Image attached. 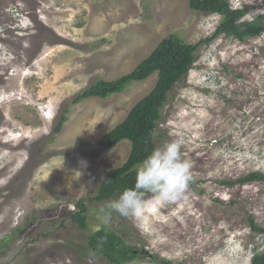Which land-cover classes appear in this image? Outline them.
I'll use <instances>...</instances> for the list:
<instances>
[{
    "label": "rangeland",
    "instance_id": "obj_1",
    "mask_svg": "<svg viewBox=\"0 0 264 264\" xmlns=\"http://www.w3.org/2000/svg\"><path fill=\"white\" fill-rule=\"evenodd\" d=\"M243 19L264 15V0H228ZM188 0H0V264H109L86 248L102 225L141 254L129 264H250L264 253V182L226 186L264 173V32L239 41L217 34L196 50L193 67L169 91L152 131L155 147L183 138L192 162L186 199L145 196L141 218L113 213L94 196L105 173L127 158L130 142L101 138L155 85L157 74L106 98L75 96L114 80L166 35L195 43L220 23ZM67 119L59 132L54 128ZM82 162H85L82 164ZM87 207V226L70 219ZM148 252V254H145Z\"/></svg>",
    "mask_w": 264,
    "mask_h": 264
},
{
    "label": "trees",
    "instance_id": "obj_2",
    "mask_svg": "<svg viewBox=\"0 0 264 264\" xmlns=\"http://www.w3.org/2000/svg\"><path fill=\"white\" fill-rule=\"evenodd\" d=\"M191 9L218 13L220 23L215 31L195 43L182 40L176 33L163 37L150 53L141 59L134 68L114 80H97L89 87L79 92L73 103L89 97L106 98L123 91L133 82L145 80L156 72L157 79L153 88L129 110L125 119L105 134L99 144L111 147L123 139L130 142V151L126 160L119 166L109 169L98 183L95 200L103 201L118 196L125 188H132L135 183V167L154 148L155 139L152 131L159 118L160 109L164 105L169 91L193 67L197 57L195 52L203 43L208 42L217 34L244 41L264 32V15L259 14L250 20L243 19L246 10L231 8L228 0H188ZM67 117L62 116L54 128V133L61 130ZM264 182V173L253 171L236 179L222 180L226 186L244 185L246 183ZM150 194V193H149ZM146 194V195H149ZM145 195V196H146ZM87 207L83 201L76 203L75 212L70 219L81 228H86ZM250 229L257 234H264V226L250 220ZM87 250L94 256L109 264H129L132 259L141 254V249L129 244L117 231L106 225L91 232L86 241ZM152 261L167 264L169 261L153 257ZM250 264H264V253L252 255Z\"/></svg>",
    "mask_w": 264,
    "mask_h": 264
},
{
    "label": "clouds",
    "instance_id": "obj_3",
    "mask_svg": "<svg viewBox=\"0 0 264 264\" xmlns=\"http://www.w3.org/2000/svg\"><path fill=\"white\" fill-rule=\"evenodd\" d=\"M183 145V138L178 137L155 147L136 165L134 186L125 188L117 198L99 208L101 222L107 224L113 213L124 218H141L146 207L145 195L149 193L160 204L186 199L193 179V164L184 158Z\"/></svg>",
    "mask_w": 264,
    "mask_h": 264
},
{
    "label": "water",
    "instance_id": "obj_4",
    "mask_svg": "<svg viewBox=\"0 0 264 264\" xmlns=\"http://www.w3.org/2000/svg\"><path fill=\"white\" fill-rule=\"evenodd\" d=\"M145 254H148V252H145Z\"/></svg>",
    "mask_w": 264,
    "mask_h": 264
},
{
    "label": "flooded vegetation",
    "instance_id": "obj_5",
    "mask_svg": "<svg viewBox=\"0 0 264 264\" xmlns=\"http://www.w3.org/2000/svg\"><path fill=\"white\" fill-rule=\"evenodd\" d=\"M142 253V252H141Z\"/></svg>",
    "mask_w": 264,
    "mask_h": 264
}]
</instances>
